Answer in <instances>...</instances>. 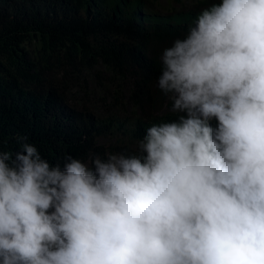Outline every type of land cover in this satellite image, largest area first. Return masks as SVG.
<instances>
[{
    "label": "clouds",
    "instance_id": "obj_1",
    "mask_svg": "<svg viewBox=\"0 0 264 264\" xmlns=\"http://www.w3.org/2000/svg\"><path fill=\"white\" fill-rule=\"evenodd\" d=\"M156 4L197 19L157 44L151 99L130 101L123 86L108 113L96 87L88 99L98 118L125 122V149L107 124L80 146L116 149L88 156L95 172L71 156L50 166L28 143L15 159L0 151V264H264V0Z\"/></svg>",
    "mask_w": 264,
    "mask_h": 264
},
{
    "label": "trees",
    "instance_id": "obj_2",
    "mask_svg": "<svg viewBox=\"0 0 264 264\" xmlns=\"http://www.w3.org/2000/svg\"><path fill=\"white\" fill-rule=\"evenodd\" d=\"M156 2L0 0V151L13 153L15 159L28 143L62 171L68 156L89 166L88 156L91 160L102 149L98 156L104 158L105 147L83 151L80 146L90 145L107 124L108 140H114L116 149H125L119 133H126V124L113 121L121 119L117 113L77 118L65 109L62 91L74 90L72 84L64 88L74 76L99 67L107 77L103 86H95L100 103L113 99L123 86L130 101L150 100L152 81L163 67L157 44L171 43L179 37L172 32L178 22L190 24L195 17V8L162 13ZM56 75L61 84H54ZM87 123L90 130L84 129ZM76 130L87 131L82 143L81 132L78 140L74 136ZM60 143L65 149L58 148ZM89 167L95 172V166Z\"/></svg>",
    "mask_w": 264,
    "mask_h": 264
},
{
    "label": "rangeland",
    "instance_id": "obj_3",
    "mask_svg": "<svg viewBox=\"0 0 264 264\" xmlns=\"http://www.w3.org/2000/svg\"><path fill=\"white\" fill-rule=\"evenodd\" d=\"M99 71V70H98ZM107 76V74H106ZM83 74L80 73L76 76H74L72 82L74 84H79L81 85L80 88H78V90H73L71 92L67 91V92H63L62 91V96H64V98L67 100L68 104L74 106L76 109H85V110H89L90 112H92L97 118L101 117L99 116V110H97L96 108H94L93 106H91V104L88 102V99L91 97V95H95L96 93H91V88L95 87V86H99L102 81H103V74L100 72L98 74V76H92L90 80H86V82H83ZM55 82L54 84L58 85L61 84V82L63 81L59 75H56L55 77ZM100 86H103L100 85ZM69 84H65L64 88H68ZM124 91V89H123ZM110 102L108 100H106V102L104 103H97V107L99 109H103L105 110L107 113L111 110L110 108ZM126 104L124 105V108H126ZM123 108V109H124ZM109 154H117L116 149L112 148L110 149V151L106 154L104 161H107V156Z\"/></svg>",
    "mask_w": 264,
    "mask_h": 264
},
{
    "label": "bare ground",
    "instance_id": "obj_4",
    "mask_svg": "<svg viewBox=\"0 0 264 264\" xmlns=\"http://www.w3.org/2000/svg\"><path fill=\"white\" fill-rule=\"evenodd\" d=\"M196 17H194L191 21H190V24H193V23H195V21H196ZM103 79H106V78H104V77H102ZM107 80V79H106ZM110 86H112V81H110ZM131 139V138H130Z\"/></svg>",
    "mask_w": 264,
    "mask_h": 264
}]
</instances>
